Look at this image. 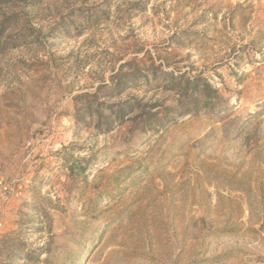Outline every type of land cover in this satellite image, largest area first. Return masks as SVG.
I'll use <instances>...</instances> for the list:
<instances>
[{
	"label": "rangeland",
	"instance_id": "1",
	"mask_svg": "<svg viewBox=\"0 0 264 264\" xmlns=\"http://www.w3.org/2000/svg\"><path fill=\"white\" fill-rule=\"evenodd\" d=\"M0 264H264V0H0Z\"/></svg>",
	"mask_w": 264,
	"mask_h": 264
},
{
	"label": "built area",
	"instance_id": "2",
	"mask_svg": "<svg viewBox=\"0 0 264 264\" xmlns=\"http://www.w3.org/2000/svg\"><path fill=\"white\" fill-rule=\"evenodd\" d=\"M0 190L3 194H7L10 191V186L3 179L0 180Z\"/></svg>",
	"mask_w": 264,
	"mask_h": 264
}]
</instances>
